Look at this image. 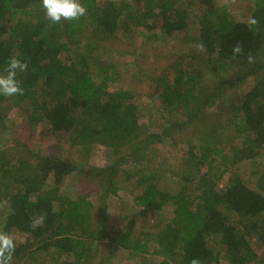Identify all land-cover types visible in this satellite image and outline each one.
<instances>
[{"label": "trees", "instance_id": "1", "mask_svg": "<svg viewBox=\"0 0 264 264\" xmlns=\"http://www.w3.org/2000/svg\"><path fill=\"white\" fill-rule=\"evenodd\" d=\"M26 1L0 0V71L14 54L29 61V70L17 75L24 94L16 97L28 105L26 114L31 122L47 120L53 129L69 133L73 145L84 152L97 142L112 146L116 152L125 144L136 146L133 160L142 163L151 144L187 131L200 111L222 92L252 79L251 88L234 104L235 123L241 133H248L245 149L240 151L239 148L237 152L254 156L264 151V0H256V3L241 0L238 8L221 6L217 0H190L188 6H181L177 0H142L140 10L129 0L103 5H98L97 0H80L87 8V16L78 22L60 24H52L40 6L37 10ZM192 8H196L199 24L198 43H203L210 55V69L217 73L220 70L221 80L214 92L206 95L203 91L204 98H197L193 89L201 73L179 69L177 81L172 84L162 77L160 97L175 120L164 124L160 133L145 131L140 124L137 104L128 91H111L110 77L98 82L91 75L88 56L71 61L62 58L68 46L62 41L63 37L74 40L89 25L106 36L120 28L123 18L144 24L147 19L161 17L162 30L171 34L188 30L187 19ZM29 15L38 18L27 20ZM253 18L259 25L255 31H250L248 21ZM237 42L243 45V54L233 58V46ZM249 54L254 57L252 63L248 61ZM173 108L182 109L188 118L180 120L170 113ZM216 133V129L209 130L208 135L200 139V153L189 151L184 161L185 165L197 166L198 170L199 166H207L199 179L197 193L188 194L185 188L175 194L160 189L158 168L147 167L139 177L138 183L144 188L136 198L138 205L156 211L167 204L174 205L172 220L152 240L157 245L154 252L164 258L150 264H191L193 259L201 264H223V253L227 264H250L258 258L247 232H242L237 225L248 221V231H255L264 244V195L244 183L235 172L223 189L217 187L224 170L222 166L234 160L237 152L230 154L224 150L225 146L220 147ZM24 166L25 170L14 172L0 163L1 178L16 184V191L7 197L3 227L4 232L16 239L13 262L39 239L46 240L43 244L46 248L54 247L56 264H86L95 246L104 239L116 248L133 252L150 249L149 237L153 235L140 229L135 221L109 235L104 233L105 225L100 220L97 227L92 228V201L86 197L68 199L58 195V186L76 169L68 160L42 155L38 165L32 166L27 161ZM99 172L103 176L105 172L109 174L108 188L117 193L120 189L116 169L102 168ZM49 175L56 186L45 190ZM40 216L44 217L43 225L33 230L30 224ZM64 254L74 258L66 260Z\"/></svg>", "mask_w": 264, "mask_h": 264}, {"label": "rangeland", "instance_id": "2", "mask_svg": "<svg viewBox=\"0 0 264 264\" xmlns=\"http://www.w3.org/2000/svg\"><path fill=\"white\" fill-rule=\"evenodd\" d=\"M123 0H97L98 5L106 2L120 3ZM138 10L143 8L142 0H129ZM181 6H188L190 0H177ZM221 6L233 5L238 8L241 0H217ZM256 3V0H249ZM38 3V5H36ZM28 6H41V0H27ZM192 7H194L192 5ZM193 9V8H192ZM196 9V8H195ZM195 9L188 15V30L166 34L162 30V18H150L144 24L129 22L123 18L120 28L114 33L104 36L89 25L74 40L63 37L67 48L62 58L71 61L81 56L90 59V72L100 82L106 76L109 79V90H126L137 104L140 124L148 133H160L164 124L175 120L165 109L160 97V79L165 78L170 84L177 81L179 69L201 73L193 91L198 98H204L203 91L210 95L218 87L221 76L209 67L210 55L204 49L197 51L199 44V24ZM42 11L43 8L41 9ZM45 13V12H44ZM27 20L38 18L29 15ZM15 21V20H14ZM11 25L14 23L10 22ZM248 79L241 86L226 91L200 111L198 119L191 122L187 131L177 133L173 139L168 138L161 143L151 144L146 150V160L137 163L133 160V149L125 144L120 152L107 144L97 142L92 149L84 152L81 147L73 145L70 134L52 128L47 120L33 123L27 117L28 105L20 102L16 96L0 95V163L14 172L25 170L28 161L32 166L40 162V156L48 155L66 159L76 167L69 173L57 188L58 195L68 199L86 197L94 203L92 228H96L99 220L105 225L104 233L113 234L122 231L132 220L144 232H149L151 241L172 220L174 205L167 204L159 211L146 209L137 204L136 198L142 193L144 186L138 183L145 168H158L160 171L159 188L175 194L180 189H187L188 194L198 191L199 179L207 170V166H187L184 161L189 151L199 154L201 140L211 129H216L215 139L226 152H237L245 149L248 133L239 130L235 122L234 104L252 85ZM212 101V100H211ZM210 101V102H211ZM179 109V108H178ZM173 108L170 113L180 120L188 117L182 109ZM178 119V120H179ZM100 125V124H97ZM208 131V132H202ZM184 132V133H183ZM223 145V146H222ZM140 146V145H138ZM236 149V151L234 150ZM232 150V151H231ZM264 151L254 156L237 152L236 158L222 166L223 173L217 180V187L223 189L232 172L237 173L242 181L264 195ZM102 168L116 169L117 193L110 192L106 179L109 174L101 175ZM0 173V232L3 231L7 213L8 194L16 191V184L1 178ZM56 186L52 176H48L44 189ZM109 189V190H108ZM249 222L239 223L242 232H247L250 246L258 258L250 264H264V244L255 231H248ZM46 240L39 239L13 264H56L57 254L54 247L46 248ZM108 239L101 240L95 246L86 264H150L159 263L163 256L158 252L156 243L146 252H133L123 248H114ZM66 260L72 255L64 254ZM221 262L228 260L221 255Z\"/></svg>", "mask_w": 264, "mask_h": 264}, {"label": "clouds", "instance_id": "3", "mask_svg": "<svg viewBox=\"0 0 264 264\" xmlns=\"http://www.w3.org/2000/svg\"><path fill=\"white\" fill-rule=\"evenodd\" d=\"M41 6L45 11V18L52 24H60L62 21L78 22L87 16V8L80 0H41ZM259 21L251 19L248 21L250 31H255ZM197 51H203L204 45L200 43L196 46ZM243 54V45L237 42L233 46V58ZM249 63L254 61V57L249 54ZM29 70V61L21 60L14 54L6 61V65L0 71V95L4 97H14L24 94L21 81L17 79L18 73H26ZM44 217L40 216L31 222L30 227L35 230L41 227ZM17 247L15 237L7 232H0V264H13V258ZM191 264H201L198 259H193Z\"/></svg>", "mask_w": 264, "mask_h": 264}]
</instances>
